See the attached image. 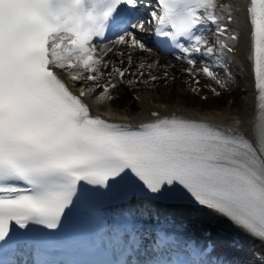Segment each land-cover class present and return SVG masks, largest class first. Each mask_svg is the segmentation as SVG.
Here are the masks:
<instances>
[{"label": "snow or ice", "instance_id": "1", "mask_svg": "<svg viewBox=\"0 0 264 264\" xmlns=\"http://www.w3.org/2000/svg\"><path fill=\"white\" fill-rule=\"evenodd\" d=\"M177 85L250 87L252 112L136 94ZM233 232L264 245V0H0L2 264L22 244L83 257L35 264H238Z\"/></svg>", "mask_w": 264, "mask_h": 264}, {"label": "bare ground", "instance_id": "2", "mask_svg": "<svg viewBox=\"0 0 264 264\" xmlns=\"http://www.w3.org/2000/svg\"><path fill=\"white\" fill-rule=\"evenodd\" d=\"M157 58H159L158 55H157ZM164 59H166V58L164 57ZM239 65L243 66L241 61H240ZM241 66H239L240 77H241V79L243 81V85L245 86L246 83H247V71L248 70H247L246 67H243V70H241ZM250 92H251V88L249 87V94L243 93V99L245 98V96H247V103L244 105V107L247 108V110H248L249 113L252 112V99H253L252 96L250 95ZM139 95L141 96L142 100L146 104L168 105L169 108H172V107H180V106H183L184 108L187 107V105L185 103H174V104H171V103L162 102L161 99H159L155 95H151L150 92H148L146 95L145 94L144 95L143 94H139ZM123 102L124 103L126 102V97L124 98V101ZM232 108L234 110L237 107H232ZM198 111H199L198 109H190L189 110V113L190 114H193V115L199 114V115H202V116H208L210 118H214V119L220 120L221 122L226 123V121L220 115H218V114L221 113V112H223L224 115L226 116L227 115V112H228V109L227 108H226L225 111L218 110L216 112L212 111V112H202V113H199ZM244 242H245V245H247L248 248L253 249L255 251V253L257 252L258 254H261V255L264 254V246L260 242L254 241L251 238H248L247 236H245Z\"/></svg>", "mask_w": 264, "mask_h": 264}, {"label": "rangeland", "instance_id": "3", "mask_svg": "<svg viewBox=\"0 0 264 264\" xmlns=\"http://www.w3.org/2000/svg\"><path fill=\"white\" fill-rule=\"evenodd\" d=\"M239 82H240L239 84L241 85V87H244L240 78H239ZM237 84H238V82H237ZM178 88H179V85L174 86L173 88H170L166 91L163 87H161L160 88V90H162L161 94L158 93L157 91H151V92H153V95H155L156 97L161 96L162 100H164V101L166 100L167 102H170V103L178 102L179 100L186 102L188 104H193V106H198V104L201 103L198 99L193 100V98L191 96L177 95ZM141 90H143V89H141ZM141 90H139V91H141ZM145 90H147V89H145ZM148 91H150V90H148ZM167 93H170V94H167ZM242 93H243V91H241L239 88L234 90V92L232 93V96L235 97V103L233 105H235V106L241 105L240 101L243 99ZM227 96H229V95H224L222 100H211V101L216 102V103H219V102L221 103V102L225 101ZM125 97H126L125 104H128L130 101L133 102L132 97L130 95H125ZM122 103H124V102H122Z\"/></svg>", "mask_w": 264, "mask_h": 264}]
</instances>
